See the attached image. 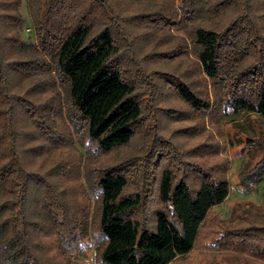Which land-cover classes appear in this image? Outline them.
<instances>
[{
    "label": "rangeland",
    "instance_id": "1",
    "mask_svg": "<svg viewBox=\"0 0 264 264\" xmlns=\"http://www.w3.org/2000/svg\"><path fill=\"white\" fill-rule=\"evenodd\" d=\"M111 1L116 11L110 16L118 22L123 37V65L135 78L144 106L137 132L128 143L102 152L89 138L87 126L73 123L69 117L68 85L60 80L49 54L48 63L38 69L11 70L16 96L12 107L22 156L29 169L51 182L63 209L77 222L78 233L72 237L67 229L60 230L45 188L35 183L26 222L14 224L8 210L0 215V264H101L104 240L98 222L102 201L96 181L109 166H117L128 176L126 194H142L136 213L151 226L156 209L164 207L159 188L166 167L185 176L193 188L203 180L200 168L227 178L229 195L210 212L195 247L169 264H264L246 251L213 245L223 227L264 224V118L226 101L227 82L205 73L192 37L198 24L225 28L242 7L233 2L224 10H204L192 18L179 9L178 0ZM60 2L0 0L1 15L21 17L18 21L0 18L4 35L23 40L21 45H5L6 58L30 59L44 54L43 29L60 31L68 17L80 14L87 5L81 2L72 10ZM250 4L264 33V0H250ZM105 19L98 12L96 28ZM254 58L245 53V64ZM171 77L188 82L211 107L194 108L170 83ZM14 235L17 241L7 246ZM23 235L30 247L24 246L22 251Z\"/></svg>",
    "mask_w": 264,
    "mask_h": 264
},
{
    "label": "trees",
    "instance_id": "2",
    "mask_svg": "<svg viewBox=\"0 0 264 264\" xmlns=\"http://www.w3.org/2000/svg\"><path fill=\"white\" fill-rule=\"evenodd\" d=\"M60 1L63 7L72 10L81 2L83 6L87 5L80 14L67 15L60 31L54 32L45 26L40 35L45 55L30 59L6 58L5 45H21L23 40L4 35L0 28V215L8 210L12 213L14 224H18L17 221L26 222L32 186L41 184L51 200V212L61 225L60 230L67 229L73 237L78 233L77 222L63 209L51 182L29 169L22 156L12 107L16 96L11 86V70L28 72L38 69L43 63H48L49 54L55 61L60 80L68 85L69 117L73 123L82 122L87 126L89 138L102 152L132 139L143 116L144 106L135 78L123 65L120 44L123 37L118 30V22L110 16L116 11L112 1ZM178 2L183 14L192 18L204 10H224L233 2L242 7L241 13L225 28L198 24L193 27L192 37L205 73L227 82L229 91L226 101L233 107L256 111L264 118V33L257 23L250 0ZM98 12L106 18L100 28H96ZM2 16L8 21L21 19L19 16L13 18L0 14V18ZM48 19L45 18V21ZM249 52L255 58L245 64V53ZM171 79L170 83L194 108L207 110L211 107V102L188 82L179 77ZM199 170L203 180L198 188H193L185 176H177L172 167L163 170L159 192L164 207L156 209V221L151 226L136 213L143 201L142 194L125 193L128 176L117 166L102 169L96 181L102 201L99 234L104 240L99 262L169 264L178 255L189 253L195 247L210 212L228 197L231 187L227 178L217 177L210 169ZM19 228L16 227L18 232L15 235L19 233ZM222 229L213 245L246 251L264 260V224L253 222ZM15 235L8 240L7 246L17 241ZM23 237L22 251L24 246L30 247L28 238ZM25 251L28 255L29 252Z\"/></svg>",
    "mask_w": 264,
    "mask_h": 264
}]
</instances>
